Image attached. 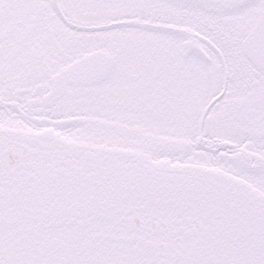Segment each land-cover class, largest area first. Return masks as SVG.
Returning a JSON list of instances; mask_svg holds the SVG:
<instances>
[{
    "label": "snow or ice",
    "instance_id": "snow-or-ice-1",
    "mask_svg": "<svg viewBox=\"0 0 264 264\" xmlns=\"http://www.w3.org/2000/svg\"><path fill=\"white\" fill-rule=\"evenodd\" d=\"M0 264H264V0H0Z\"/></svg>",
    "mask_w": 264,
    "mask_h": 264
}]
</instances>
